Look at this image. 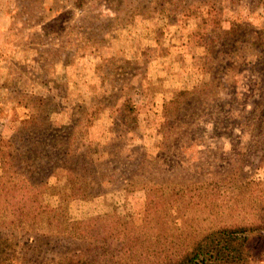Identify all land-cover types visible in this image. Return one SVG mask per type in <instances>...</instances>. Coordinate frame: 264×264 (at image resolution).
Returning a JSON list of instances; mask_svg holds the SVG:
<instances>
[{
    "label": "rangeland",
    "instance_id": "374dc122",
    "mask_svg": "<svg viewBox=\"0 0 264 264\" xmlns=\"http://www.w3.org/2000/svg\"><path fill=\"white\" fill-rule=\"evenodd\" d=\"M66 134L85 160L65 167L91 183L44 166L8 179L9 263L125 243V264H158L244 229L233 264H264V0H0V175L58 162Z\"/></svg>",
    "mask_w": 264,
    "mask_h": 264
},
{
    "label": "trees",
    "instance_id": "16d2710c",
    "mask_svg": "<svg viewBox=\"0 0 264 264\" xmlns=\"http://www.w3.org/2000/svg\"><path fill=\"white\" fill-rule=\"evenodd\" d=\"M124 108L129 111L130 108L127 105V102L123 104ZM92 115H90V118ZM83 119V118H82ZM84 120V119H83ZM79 123H83L82 126H87L89 124L88 120H84L83 122L77 121L75 127ZM66 130V129H65ZM68 130V128H67ZM66 142L62 144L61 142V150L58 152L59 161L52 162L50 161V156L43 152L40 154L39 152L33 155H27L23 158L21 163L23 167L18 166L19 172L14 171V167L10 163H4L6 167L1 169L2 175H0V192L1 194L5 191V185L8 182V179L15 178L18 176H22V180L25 183H28V179L26 175L30 174V172H34L33 169L36 166L37 170H41L42 166L43 170H52L55 168L57 170L67 172V180L72 185H78V188L83 185V190L87 189V183H91L90 177L89 179L84 178L86 172L82 174L75 173L68 169L66 163L69 161H81L85 160V156L83 154H75L71 150V138L68 134L65 135ZM57 141H54L49 147L50 150L54 149V146ZM2 146L0 147V155L2 158L7 157V159L12 158V150H11V143L10 141L0 142ZM41 156V158H39ZM43 162V164H42ZM90 165L92 162H89ZM45 168V169H44ZM24 171L25 174L20 173ZM51 174V172H49ZM53 174V173H52ZM27 181V182H26ZM30 186V185H29ZM93 186L97 188L100 186V183H94ZM80 189V190H81ZM244 229H219L215 231H211L201 238L195 240L192 245L183 251L182 253L169 257L168 259L161 260L158 264H233L240 262L242 260L241 256L239 255V246L245 241L246 236L244 235ZM241 244V245H240ZM10 245L5 240H0V264H12L8 262V259L5 258L4 253L6 249H9ZM128 249L125 247V243L121 245L122 254H111L106 255L105 253H98L96 256L92 258H85L83 255L72 258V257H64L62 259H57L50 264H99V257L100 263L108 264L111 262L112 257L116 259L115 264H125V259L127 258L126 252Z\"/></svg>",
    "mask_w": 264,
    "mask_h": 264
}]
</instances>
